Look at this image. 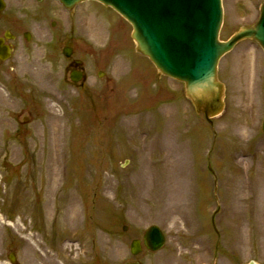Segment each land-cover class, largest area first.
Returning a JSON list of instances; mask_svg holds the SVG:
<instances>
[{"label":"rangeland","instance_id":"374dc122","mask_svg":"<svg viewBox=\"0 0 264 264\" xmlns=\"http://www.w3.org/2000/svg\"><path fill=\"white\" fill-rule=\"evenodd\" d=\"M263 2L223 0L221 39ZM7 3L0 33L35 39L0 62V264H264L262 49L245 41L220 61L227 107L209 124L113 9L83 2L53 34L54 17L26 16L31 1ZM69 44L85 88L69 80ZM152 225L165 246L133 255Z\"/></svg>","mask_w":264,"mask_h":264},{"label":"water","instance_id":"95a60500","mask_svg":"<svg viewBox=\"0 0 264 264\" xmlns=\"http://www.w3.org/2000/svg\"><path fill=\"white\" fill-rule=\"evenodd\" d=\"M60 1L72 9L85 0ZM99 1L116 9L132 23V38L137 43V51L152 60L160 75L185 82L186 93L193 100L197 112H204L208 119L219 114L224 105V86L217 73L220 58L238 42L248 38L258 41L264 48V6L260 21L255 26L242 28L227 42H220L218 35L223 20L221 0ZM3 6L0 0V11ZM68 50H65L66 55L70 54ZM72 78L75 81L79 79L76 76ZM144 240L152 250L161 248L165 241L157 226L147 231ZM140 251L141 243L135 240L132 253Z\"/></svg>","mask_w":264,"mask_h":264},{"label":"flooded vegetation","instance_id":"af4514ba","mask_svg":"<svg viewBox=\"0 0 264 264\" xmlns=\"http://www.w3.org/2000/svg\"><path fill=\"white\" fill-rule=\"evenodd\" d=\"M29 1L33 3V4L31 3L32 4L31 8H35L34 10L30 9L29 14L27 15L30 16L31 18H33V15H39L40 13L45 15L46 12L43 9H41V7L43 8L46 7L47 11L54 10V8L50 7V5L54 6V2L52 0H29ZM39 5L41 6L40 7L41 10L38 9ZM52 27L53 29H58L60 27V23L59 22H56L54 24L52 23ZM26 33L31 34V31L30 30H23L21 32L13 31L14 40L11 42L6 41L7 44L11 45L14 52H16L18 46L23 42L26 43L27 45L31 44V42L27 39ZM30 37L32 38V36Z\"/></svg>","mask_w":264,"mask_h":264},{"label":"bare ground","instance_id":"6f19581e","mask_svg":"<svg viewBox=\"0 0 264 264\" xmlns=\"http://www.w3.org/2000/svg\"><path fill=\"white\" fill-rule=\"evenodd\" d=\"M1 98H2V96H1V93H0V100H1ZM44 156H45V152L43 150L38 151V153H37V159H38V161L40 163L39 164L40 165V168H42V164H43V161H44ZM63 251H66V247L63 249ZM36 258L39 260L38 257H36ZM44 258L46 259L47 263L54 260L53 258H51L50 256H47V255H44Z\"/></svg>","mask_w":264,"mask_h":264}]
</instances>
